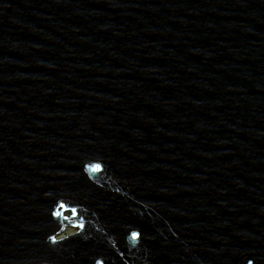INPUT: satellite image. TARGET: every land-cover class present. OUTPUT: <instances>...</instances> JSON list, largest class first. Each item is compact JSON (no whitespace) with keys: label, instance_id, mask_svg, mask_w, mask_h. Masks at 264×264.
<instances>
[{"label":"water","instance_id":"obj_1","mask_svg":"<svg viewBox=\"0 0 264 264\" xmlns=\"http://www.w3.org/2000/svg\"><path fill=\"white\" fill-rule=\"evenodd\" d=\"M0 264H264V0H0Z\"/></svg>","mask_w":264,"mask_h":264},{"label":"rangeland","instance_id":"obj_2","mask_svg":"<svg viewBox=\"0 0 264 264\" xmlns=\"http://www.w3.org/2000/svg\"><path fill=\"white\" fill-rule=\"evenodd\" d=\"M73 232H74L73 229H68V230H66L65 235H66V234H71V233H73Z\"/></svg>","mask_w":264,"mask_h":264}]
</instances>
